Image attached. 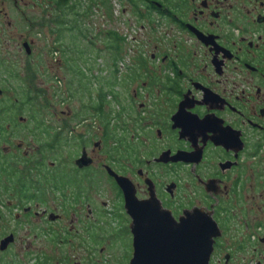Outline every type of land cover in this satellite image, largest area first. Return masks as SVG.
Instances as JSON below:
<instances>
[{
  "label": "flooded vegetation",
  "instance_id": "obj_1",
  "mask_svg": "<svg viewBox=\"0 0 264 264\" xmlns=\"http://www.w3.org/2000/svg\"><path fill=\"white\" fill-rule=\"evenodd\" d=\"M136 1L134 14L148 24L140 29L152 37L138 41L117 80L112 65L98 76L95 86L108 92L102 112L89 94H78L76 114L61 118L58 127L43 120L45 133H35L40 128L33 119L5 120L0 187L40 188L34 197H10L19 211L13 221L32 226L34 236L61 249L77 236L92 254L96 222L111 217L125 223L132 258V217L123 189L106 169L110 166L130 180L138 200L155 198L175 218L193 208L209 212L221 230L214 244V253H223L219 264H264V0ZM15 137L21 143L14 144ZM57 138L64 146L74 142L73 180L50 181L57 163L60 174L67 165L57 160L47 166L43 149ZM31 139L39 145L25 148ZM84 154L90 164L80 167L76 161ZM100 185L112 193L113 203L88 195ZM51 193L59 203L50 205ZM1 194L7 193L1 188ZM70 215L79 223L75 231L53 226ZM4 217L0 209V221ZM11 234L14 241L0 249L2 255L12 250L18 228L0 236L1 243Z\"/></svg>",
  "mask_w": 264,
  "mask_h": 264
},
{
  "label": "rangeland",
  "instance_id": "obj_2",
  "mask_svg": "<svg viewBox=\"0 0 264 264\" xmlns=\"http://www.w3.org/2000/svg\"><path fill=\"white\" fill-rule=\"evenodd\" d=\"M4 1L0 4V9L3 10L0 11V89L5 91L0 97V105L10 104L16 98L19 93L18 87L21 84L20 78H24L32 70L35 73V78L29 84L34 89H44L45 95L49 97L48 105H46V99L43 96L36 101L35 108L38 109V118L40 117L39 119H43L53 127H58L60 119L66 117L68 113L74 116L79 109L77 97L71 100L67 96L69 78L76 72L73 69L74 64L68 61V57H76L77 50H82L83 59L90 57L92 60L96 53H100L95 62L90 60L89 63L93 62L94 64L88 74L90 77H92L91 75L103 76L104 71L111 69L112 65V62L108 61L106 31L118 30L127 41L123 58L118 62L119 67H122L120 69L122 76L126 69L123 64H128V59L139 45L138 41L145 40L147 36L151 35L149 31H145V33L141 31V26L148 24L134 14V9L128 0H110L112 9L110 15L104 7L95 8L92 16L85 17L82 21L83 28H90L89 32L86 29L59 30L60 26L53 21L43 27L37 26L44 14L43 6H41L42 0ZM52 29L55 31L52 32ZM85 32L89 34L90 40L88 41L84 39L83 33ZM99 32L101 35H98ZM58 38L65 44L75 43V40L78 44H74V51L68 49L66 54L60 49L52 50L58 45L56 41ZM25 42L32 43V52L29 55L23 47ZM93 44L95 45L92 46ZM15 72L19 78L7 76ZM93 82L96 83V80L94 79ZM96 89L97 87H94V92ZM61 95L64 99L60 98ZM23 117L27 118V115ZM35 132L39 133V131ZM27 133L24 130L20 131V134ZM21 139V137H15L14 144L21 143ZM72 144L74 142L70 141V146H64L57 152L50 151L47 154V166L50 167V163L57 161L60 157L59 160L63 164L67 163L66 166L63 165V172L66 174H68L67 172L75 173L74 159L72 160L69 156ZM36 145H39V142L33 139L24 142L25 148L35 149ZM100 159L103 157L101 156ZM97 176L102 179L104 177L101 172H98ZM104 187L105 185L94 186L92 190L89 189L88 195L98 200L110 199V202L113 203L112 193L103 190ZM98 189H101L102 192ZM49 197L50 205L60 202L58 195L51 193ZM9 201H11L10 196L1 194L0 209L5 217L0 221V236L15 228H18L19 234L12 250L4 255L0 254V264H40L39 258L45 255L54 264H59L63 257L65 259L63 264H67L66 260L69 261V264H129L131 250L127 247L129 240L126 238L125 228H123L124 222L111 217L96 222L100 228H97L98 231L96 230L94 233L97 249L92 254L86 250L87 242L77 236L72 237L70 244L61 249L48 243L43 236H34V233L30 232V229H33L32 226H17L13 218L19 211L14 210L15 207L10 205ZM53 226L55 228L61 226L71 228L73 226L72 229L75 231L78 229L79 223L76 222L75 216L70 215L58 223H53ZM249 256L250 254H242L240 258ZM222 257L223 253H214L212 256L214 264H219L218 261Z\"/></svg>",
  "mask_w": 264,
  "mask_h": 264
},
{
  "label": "trees",
  "instance_id": "obj_3",
  "mask_svg": "<svg viewBox=\"0 0 264 264\" xmlns=\"http://www.w3.org/2000/svg\"><path fill=\"white\" fill-rule=\"evenodd\" d=\"M41 6H43V18L37 23V26L43 27L48 22H54L60 28L62 29H86L89 32L90 28H83L82 21L85 17L92 16L93 11L95 8L104 7L106 8L107 13L111 14V4L110 0H42ZM130 2V5L133 4V9L136 14H138V3L136 0H128ZM139 16V15H138ZM55 30L52 29V32ZM101 32L98 33V35ZM84 34V39L86 41L90 40L89 34L86 32ZM101 35V34H100ZM57 46L54 47L52 50H62L65 54L68 51V49L74 51V44L70 42L69 44H65L62 40L59 38L56 40ZM60 41V42H59ZM126 38L115 29L106 31V47L108 50L109 58L108 61L112 62V66L114 67V72L116 76V80L118 76L120 75V67L118 62L123 58L124 50H125V44H126ZM93 44L92 46H94ZM78 55L76 57H68V61L72 62L74 64V71L69 78L68 83V91L67 96H71L72 99H76L78 97V94H81V96H85L89 94L90 100L89 102L92 104V106L99 112L103 111L104 107V101L105 98H107L108 92L103 89V85L101 87L96 89L97 95L94 94V87L95 83L93 80H98L97 75H91L89 76L88 72L89 70H92L93 68V62H90V57H87L86 59H83V51L77 50ZM100 56V53H96V56L93 57V61L95 62L97 58ZM91 60V61H92ZM82 63H84L82 65ZM2 66L4 64L1 63ZM85 65V66H84ZM108 67V64H107ZM5 68V67H4ZM7 72V71H6ZM9 77H17L19 76L15 73H11L7 75ZM33 78H35L34 71H29V73L26 74L24 78H20L21 84L19 85V93L16 95V98L10 103V104H4L0 105V132L1 129L5 128V120L6 119H17L18 116H26L28 119H33L36 122L34 123V127L36 129L40 128L39 133H45L46 130H44L43 125V119L38 118V109L35 108L36 101L43 96L46 99V105L49 104V100L47 98V95H45V90L41 88L34 89L32 85L29 83L33 82ZM100 80V79H99ZM101 81V80H100ZM105 85L107 86V82H105ZM61 99H64V97L61 95ZM45 107V105H43ZM91 107V106H90ZM24 113H27L26 115H23ZM40 120V121H38ZM4 121V122H3ZM17 126H19V122H16ZM34 132V131H32ZM37 133V132H35ZM19 134V133H18ZM53 145H48L47 148H44V152L49 153L51 152H57L63 149L64 142L57 138L54 139ZM71 149L70 151H72ZM121 158V157H120ZM60 159V157H59ZM58 159V160H59ZM59 163L56 164V166L53 169V173L51 176L50 181L52 182H60V180H63V177L67 180H73L72 176H74L73 173L63 174L59 170ZM67 170V169H66ZM58 171V172H57ZM66 176V177H65ZM60 185H47V188L49 187L50 190L53 189V187L57 188ZM3 189L5 193L8 194V196L25 199L29 197H34L36 192L40 190L39 185H6L5 189L3 187H0ZM51 241L55 244H58L59 237L56 235L51 236ZM40 264H54L53 261H50L48 259H45L44 256L40 257ZM60 262V261H59ZM67 264H69V261L66 260Z\"/></svg>",
  "mask_w": 264,
  "mask_h": 264
},
{
  "label": "water",
  "instance_id": "obj_4",
  "mask_svg": "<svg viewBox=\"0 0 264 264\" xmlns=\"http://www.w3.org/2000/svg\"><path fill=\"white\" fill-rule=\"evenodd\" d=\"M23 47L28 55L31 54L30 42H25ZM2 93L0 89V95ZM179 159L187 160L183 157ZM76 164L87 166L90 160H86L84 154ZM106 169L123 189L125 207L132 217L133 256L129 264H210L214 244L221 230L209 212L193 208L175 218L155 198L138 200L135 189H130L132 183L127 177L118 174L110 166ZM193 212L199 213V217L197 226L190 229L184 225ZM13 241L14 235L11 234L1 241L0 249H7Z\"/></svg>",
  "mask_w": 264,
  "mask_h": 264
},
{
  "label": "snow or ice",
  "instance_id": "obj_5",
  "mask_svg": "<svg viewBox=\"0 0 264 264\" xmlns=\"http://www.w3.org/2000/svg\"><path fill=\"white\" fill-rule=\"evenodd\" d=\"M199 217V213L193 212L189 217L188 221L185 222V227L194 229L197 226V218Z\"/></svg>",
  "mask_w": 264,
  "mask_h": 264
}]
</instances>
